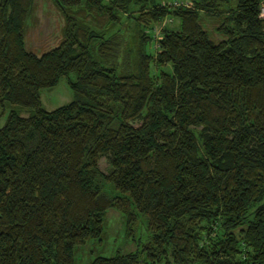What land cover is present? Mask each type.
Returning <instances> with one entry per match:
<instances>
[{"label":"trees","instance_id":"trees-1","mask_svg":"<svg viewBox=\"0 0 264 264\" xmlns=\"http://www.w3.org/2000/svg\"><path fill=\"white\" fill-rule=\"evenodd\" d=\"M173 1L52 0L37 55L34 0H0V264H76L110 208L147 239L88 264H264V0ZM62 76L74 97L47 110Z\"/></svg>","mask_w":264,"mask_h":264},{"label":"rangeland","instance_id":"rangeland-1","mask_svg":"<svg viewBox=\"0 0 264 264\" xmlns=\"http://www.w3.org/2000/svg\"><path fill=\"white\" fill-rule=\"evenodd\" d=\"M173 2H186V0H174ZM34 4L35 11L33 17L35 19H31L28 23L26 47L37 55H40L56 46L60 41L63 18L52 0H34ZM200 21L212 40L217 42L223 39V36L215 30L218 22L216 17L201 13ZM131 24L132 21L130 22ZM178 24L179 22L176 18L166 17L160 23L154 25L152 33L157 39L164 30H177ZM69 77L75 79V74L71 73ZM67 78V76H62L55 86L41 90V102L45 109H55L73 99V91L68 84ZM9 111V106H0V127L5 123ZM21 114L27 115L26 111H23ZM192 130L199 136V126L192 127ZM98 162L101 171L106 173L110 170L107 156L102 155ZM145 226V221L139 217L134 231L131 233L132 235L129 234L131 236L127 237V229L122 213L115 208L108 209L105 216L103 241L98 243L89 240L81 245L77 250L76 264H88L96 255L111 256L117 251L126 253L136 250L140 242L143 243L147 239Z\"/></svg>","mask_w":264,"mask_h":264},{"label":"built area","instance_id":"built-area-1","mask_svg":"<svg viewBox=\"0 0 264 264\" xmlns=\"http://www.w3.org/2000/svg\"><path fill=\"white\" fill-rule=\"evenodd\" d=\"M259 16L264 19V4L261 5Z\"/></svg>","mask_w":264,"mask_h":264}]
</instances>
